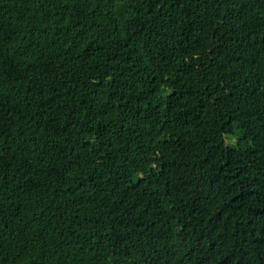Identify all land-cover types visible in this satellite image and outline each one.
Segmentation results:
<instances>
[{
    "label": "trees",
    "instance_id": "trees-1",
    "mask_svg": "<svg viewBox=\"0 0 264 264\" xmlns=\"http://www.w3.org/2000/svg\"><path fill=\"white\" fill-rule=\"evenodd\" d=\"M0 264H264V0H0Z\"/></svg>",
    "mask_w": 264,
    "mask_h": 264
},
{
    "label": "rangeland",
    "instance_id": "rangeland-1",
    "mask_svg": "<svg viewBox=\"0 0 264 264\" xmlns=\"http://www.w3.org/2000/svg\"><path fill=\"white\" fill-rule=\"evenodd\" d=\"M236 142V138H227L228 144H234Z\"/></svg>",
    "mask_w": 264,
    "mask_h": 264
}]
</instances>
